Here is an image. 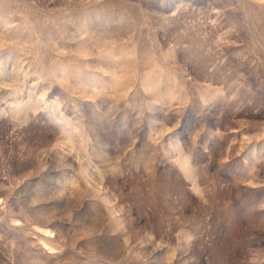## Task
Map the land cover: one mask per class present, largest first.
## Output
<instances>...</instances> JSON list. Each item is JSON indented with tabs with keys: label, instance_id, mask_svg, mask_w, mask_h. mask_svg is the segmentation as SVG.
<instances>
[{
	"label": "rangeland",
	"instance_id": "obj_1",
	"mask_svg": "<svg viewBox=\"0 0 264 264\" xmlns=\"http://www.w3.org/2000/svg\"><path fill=\"white\" fill-rule=\"evenodd\" d=\"M0 264H264V0H0Z\"/></svg>",
	"mask_w": 264,
	"mask_h": 264
}]
</instances>
